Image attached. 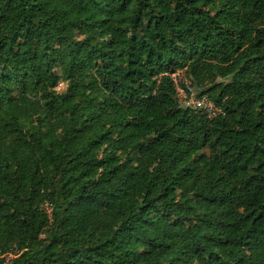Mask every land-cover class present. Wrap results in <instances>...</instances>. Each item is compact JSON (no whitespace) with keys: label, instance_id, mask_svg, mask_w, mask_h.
Instances as JSON below:
<instances>
[{"label":"trees","instance_id":"trees-1","mask_svg":"<svg viewBox=\"0 0 264 264\" xmlns=\"http://www.w3.org/2000/svg\"><path fill=\"white\" fill-rule=\"evenodd\" d=\"M0 264H264V0H0Z\"/></svg>","mask_w":264,"mask_h":264},{"label":"built area","instance_id":"built-area-1","mask_svg":"<svg viewBox=\"0 0 264 264\" xmlns=\"http://www.w3.org/2000/svg\"><path fill=\"white\" fill-rule=\"evenodd\" d=\"M171 79L176 88L179 106L198 109L210 118L217 117L224 113L222 107L215 104L207 95H198L187 80L179 77V73L172 74ZM11 257L12 255H8L6 257V262Z\"/></svg>","mask_w":264,"mask_h":264},{"label":"rangeland","instance_id":"rangeland-1","mask_svg":"<svg viewBox=\"0 0 264 264\" xmlns=\"http://www.w3.org/2000/svg\"><path fill=\"white\" fill-rule=\"evenodd\" d=\"M181 77H183V74H181ZM64 84H60L58 87V90H62L63 89ZM193 87V86H192ZM197 92V91H196Z\"/></svg>","mask_w":264,"mask_h":264}]
</instances>
